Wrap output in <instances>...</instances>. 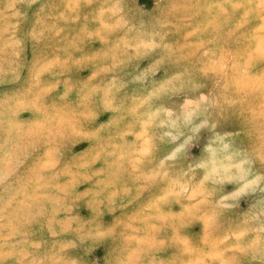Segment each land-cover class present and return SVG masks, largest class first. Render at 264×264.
I'll return each instance as SVG.
<instances>
[{"label": "rangeland", "instance_id": "374dc122", "mask_svg": "<svg viewBox=\"0 0 264 264\" xmlns=\"http://www.w3.org/2000/svg\"><path fill=\"white\" fill-rule=\"evenodd\" d=\"M262 152L264 0H0V264H264Z\"/></svg>", "mask_w": 264, "mask_h": 264}, {"label": "snow or ice", "instance_id": "6c2138e0", "mask_svg": "<svg viewBox=\"0 0 264 264\" xmlns=\"http://www.w3.org/2000/svg\"><path fill=\"white\" fill-rule=\"evenodd\" d=\"M261 157H262L261 167H260L261 175L259 177H255V179H253L254 174L251 173V170L247 166L245 167H240L238 165L233 166L236 168V170L230 172L229 179H231L235 183L237 190L236 193H234L235 196L238 197L241 191H251L256 186L257 182L259 183V185L264 187V152H262ZM205 161L206 163L199 164L198 167L205 169L204 181H208L206 187H211L213 185V182L215 181L216 176L223 175V173H221L218 169L211 167L207 163V157H205ZM204 181H202L201 183L203 184ZM166 199H167L166 196H162L160 198V201L157 202L160 205V207L165 206L163 202ZM262 199H264V194H262ZM183 214H184L183 210H181L180 213L181 217L183 216ZM174 223L177 228L182 230V225L179 222V219L174 220Z\"/></svg>", "mask_w": 264, "mask_h": 264}, {"label": "bare ground", "instance_id": "6f19581e", "mask_svg": "<svg viewBox=\"0 0 264 264\" xmlns=\"http://www.w3.org/2000/svg\"><path fill=\"white\" fill-rule=\"evenodd\" d=\"M205 109V108H204ZM197 113V112H196ZM200 113V112H199ZM183 129V128H182Z\"/></svg>", "mask_w": 264, "mask_h": 264}]
</instances>
